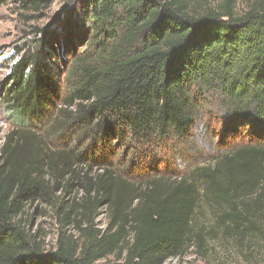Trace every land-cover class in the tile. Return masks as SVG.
Segmentation results:
<instances>
[{"label":"trees","instance_id":"16d2710c","mask_svg":"<svg viewBox=\"0 0 264 264\" xmlns=\"http://www.w3.org/2000/svg\"><path fill=\"white\" fill-rule=\"evenodd\" d=\"M8 1L38 12L54 0ZM77 2L0 82L12 125L0 147V264H163L213 242L259 252L264 0ZM212 103L224 135L243 127L247 140L187 168ZM34 203L58 218L52 249L24 217Z\"/></svg>","mask_w":264,"mask_h":264},{"label":"rangeland","instance_id":"374dc122","mask_svg":"<svg viewBox=\"0 0 264 264\" xmlns=\"http://www.w3.org/2000/svg\"><path fill=\"white\" fill-rule=\"evenodd\" d=\"M78 0H54L48 7L38 12L25 11L12 1L0 5V82L8 74L16 52L27 46L37 36L38 29L49 25L52 17L65 13L76 6ZM241 6V1H239ZM84 49V47H80ZM214 104V103H212ZM222 109L214 105L207 106L196 121L192 130V141L195 145L194 160L185 162L189 168L194 163L210 162L218 154L246 142V132L243 127L236 134L224 135ZM12 130L10 118L0 99V147L6 135ZM187 170V169H186ZM184 170V172L186 171ZM77 193L74 190L70 196ZM200 222L208 226L209 212L203 204L197 212ZM33 232H38L43 239L45 248L52 249L55 245L60 224L55 213L47 206L39 203L28 205L25 216ZM107 222L104 209L96 214L95 225L102 228ZM205 224V225H206ZM73 225L67 226L74 232ZM207 245L205 250H199L195 245L190 246L178 256L168 258L163 264H264V247L259 252L247 254L229 244Z\"/></svg>","mask_w":264,"mask_h":264}]
</instances>
